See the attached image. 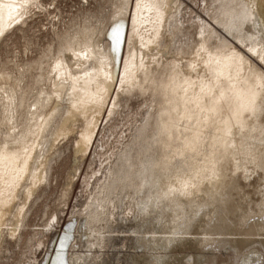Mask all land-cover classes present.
<instances>
[{
	"label": "bare ground",
	"instance_id": "bare-ground-1",
	"mask_svg": "<svg viewBox=\"0 0 264 264\" xmlns=\"http://www.w3.org/2000/svg\"><path fill=\"white\" fill-rule=\"evenodd\" d=\"M52 2L0 0V49L10 32L30 27L32 13L59 10L55 3L50 10ZM213 2L220 29L200 19L194 48L181 20L184 0H105L66 23L59 16L34 58L12 51L9 59L5 50L0 259L8 239L21 240L64 148L73 143L74 162L89 151L88 158L121 101L150 94L155 111L120 146L97 193L89 191L78 211L86 250L68 259L55 254L52 264H95L113 212L117 224L133 219L129 237L141 255L131 264H165L170 250L186 244L228 251V259L197 252L196 261L189 255L181 264H264V0ZM239 235L258 239L232 245L230 237ZM214 241L218 248L207 246Z\"/></svg>",
	"mask_w": 264,
	"mask_h": 264
},
{
	"label": "rangeland",
	"instance_id": "rangeland-1",
	"mask_svg": "<svg viewBox=\"0 0 264 264\" xmlns=\"http://www.w3.org/2000/svg\"><path fill=\"white\" fill-rule=\"evenodd\" d=\"M44 1H48V0H44ZM184 1H185V3H183L184 6L182 5V8H184V10L182 11V14H181L182 16L181 20L184 22V26L188 27V35H187L188 42L190 45L193 44L191 45V47L194 48L196 46V43L198 42L197 41L198 40L197 24L200 21V19L204 20L207 23H212L218 29H220L216 25V23L212 20V17L214 15L213 14L214 13V8H213L214 2L213 1L215 0H212V1L211 0H184ZM102 2L101 0H54V2L51 3L52 7H49V8L52 11V8L54 7V5L57 4L59 8V10L58 9L57 10L60 11V13L57 10H54L50 14L47 12L44 13V11L42 12L40 11L39 13L38 10L37 12L35 10L37 14H34V13L31 14L32 15L31 20L33 24L31 23L28 29L24 28L22 32L20 30L19 31L17 30L14 33L12 32L9 33L8 39L3 45L4 47L1 46V49H0V59H1L0 62L1 61L5 62L6 52H8L7 55L9 59H11L12 58L11 56L13 53L12 51H14V53L16 54L14 55L13 53L14 56L20 57L19 59H23V60L29 59L30 60L34 58L37 55L39 48H42L45 45V43L49 40L51 36L50 31L52 28V24L56 23L57 22L56 20L62 18V21L66 23L72 20L73 17L74 18H78L79 16L81 17L84 12L83 11L84 9L90 8L91 10L95 11L96 9H98V7L104 6L105 0H102ZM210 2H213V3H210ZM210 5L211 6L213 5V6L211 7ZM77 14L79 16H77ZM18 32H20L19 33L20 35L17 34ZM22 33L23 34L25 33V35H23ZM189 34L191 36H189ZM7 44L8 46H6ZM26 44H28V46H26ZM25 46H26L25 50L27 52L24 50ZM255 61H258V60H255ZM259 64L262 65L261 62H259ZM122 103H125V104H122ZM120 106L121 107H118L116 114L111 116L110 119L108 118L109 120L107 119L105 120V122H103L104 125H102L101 127V129L102 128L103 129L102 130L100 129V132L101 131L102 132L99 133V136L97 137L98 139H96V142L94 144L95 147L93 148V153H91V155L88 158H87V154L89 153V151L85 157L80 158L78 160L80 162H74L73 157H72L73 143L70 142L67 145L69 147L66 146L64 148L63 152L61 153L59 157L60 159L57 158L56 162H54L55 164L53 163L54 165H53L51 175L49 177L48 185L46 184L44 187L40 189V191H43L40 198H38L40 200L38 199L36 200L38 203L35 204L36 203L35 202L34 203L35 205L33 204L32 206L33 209L31 208L32 209L30 210L31 213L29 212L28 214L29 217L27 216L28 217L27 223L25 222L26 226L23 228V231L21 232L22 234V236L20 237L21 240L15 239L14 241V239L12 240L8 239V241L5 242L6 244L4 243L6 245L5 247L6 250L4 249L5 254L4 252L1 254V255H4V257L1 256L0 264H52L56 256L65 254V252L67 253L66 256L68 259L69 254L74 253L72 255L73 257H75V253L86 250V248H84L85 239L83 240L84 232H82L84 229L83 226H85V222H84V218L82 216L81 218L80 215H78V211L80 209H84L86 207V204L90 201V198H91L90 192L93 191V196L97 193L98 187L105 180L108 174V169L110 165L112 164L117 151L120 149V146H122L127 140H129L132 134L135 133L136 128L141 124L142 119L146 116V114H149L155 111L156 99L150 94H145V95L137 94V95L129 96L128 98L124 99L123 102L121 101ZM86 158L87 160H85ZM76 167L78 170L76 169ZM73 171H76L78 174H76V172H73ZM73 174H76V176ZM70 177H72L73 179ZM70 180H73V182ZM45 187L47 188L45 189ZM78 216L80 217V219L77 218ZM115 218L116 217L114 215V212L112 214H109L108 216V223L112 225L110 235L107 237V240L109 243L107 242L106 238L101 240V246L103 247L99 249V253H102L103 255L101 254L98 256V258L95 260V264H124V263L131 264L130 261H132L133 257L135 258V255H139V254L141 255L140 250L138 251V249L135 248V245H136L134 241L135 237L134 238L131 236L129 237L130 231L135 230V228L133 227V219L131 218V216H128V217L125 216L124 221L121 225L117 224V221H116L117 218L116 219ZM129 219H130V223H129ZM72 220L73 222H71ZM79 221L81 222V224H79ZM128 224L132 227H130ZM78 225H79V228L81 225V229L78 228ZM45 226H48V228H46ZM127 226H129L130 229ZM118 227L120 228L117 229ZM112 230H115V231H112ZM109 238L111 239V242ZM230 238L231 240H233L234 238L237 239V240L236 239L233 240L232 245H239L241 247L244 246L246 242L251 239H258V237L256 238V236L255 238L254 237L249 238L244 235H239L237 237L231 236ZM127 239H129L130 241ZM131 239L133 240L131 241ZM260 239L263 240V238H260ZM12 241L14 243H12ZM239 241L240 242L242 241L241 244L244 242L245 243L241 245ZM78 244H80L81 248H78L79 247ZM130 244H132L133 246L132 245L130 246ZM214 244H215V241L211 243H207V246L209 247L211 246L210 248H215V249L218 248ZM114 245L115 247L116 245L118 247L115 248ZM187 245L188 244H186V246L184 245V247L182 248H178V250L176 249L177 251H175V249L170 250L171 255L169 254V257L171 258H168L165 264H168L167 263L168 261H169V264L170 262H172L171 264H175L176 262L178 264H181L179 263V261H181L182 259H185V257L189 255L193 261H196L197 252L204 253L205 255L204 259H205L206 257L210 256V254H214V251H215V250H206V249L199 250L197 249L198 247H195L194 245L189 244L192 247H194L192 250V247L187 246ZM207 246H204L203 248ZM82 247L84 250H82ZM119 247L121 248L118 249ZM130 247L132 248L134 247L133 250L132 248L130 250ZM187 247L189 250L186 249ZM184 248L186 250H184ZM135 252L137 253L135 254ZM188 252L192 254H189ZM216 252H218L220 255L216 254ZM55 254L56 256H54ZM125 254L129 256H126ZM227 254H228V251L216 250L214 256L215 257L217 256L216 261L217 259L219 261L227 260L228 259ZM83 258L85 259V257ZM175 258H176V262H175ZM100 259H102V261ZM227 262L230 264L229 260ZM79 263L83 264L82 262H77V264ZM86 263H88V260Z\"/></svg>",
	"mask_w": 264,
	"mask_h": 264
}]
</instances>
